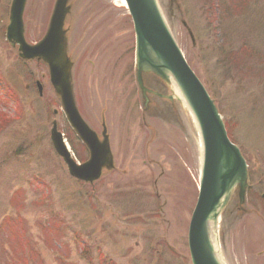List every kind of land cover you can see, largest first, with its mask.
<instances>
[{
  "label": "rangeland",
  "instance_id": "obj_1",
  "mask_svg": "<svg viewBox=\"0 0 264 264\" xmlns=\"http://www.w3.org/2000/svg\"><path fill=\"white\" fill-rule=\"evenodd\" d=\"M55 1L26 0L27 43L42 39ZM10 2L0 0V264H191L186 236L200 174L199 134L177 100L151 98L143 109L125 5L66 4L73 101L97 135L105 123L114 162L90 185L71 178L52 148L56 122L75 161L88 158L47 66L20 59L6 41ZM157 2L247 164L242 210L233 196L220 216L221 260L264 264L251 259L264 251V0Z\"/></svg>",
  "mask_w": 264,
  "mask_h": 264
},
{
  "label": "water",
  "instance_id": "obj_2",
  "mask_svg": "<svg viewBox=\"0 0 264 264\" xmlns=\"http://www.w3.org/2000/svg\"><path fill=\"white\" fill-rule=\"evenodd\" d=\"M67 0H56L49 26L43 38L29 45L23 39L21 14L25 0H12L6 39L18 46V56L36 58L47 65L50 82L60 101L69 126L89 150V158L77 164L64 143L62 134L52 122L50 141L62 159L68 174L87 183L97 180L103 170L113 167L105 130L101 140L80 118L70 87L71 63L66 54L62 29L69 8ZM135 35L134 69L137 87L147 106L146 92L162 100H177L190 112L201 142V167L198 194L187 228V246L191 264H224L219 255L217 231L221 213L236 197L242 210L247 189V165L236 145L227 137L213 100L187 65L157 0H125ZM190 37V30L183 22ZM153 76L170 89L152 92L144 86V76ZM264 198V195H262Z\"/></svg>",
  "mask_w": 264,
  "mask_h": 264
},
{
  "label": "flooded vegetation",
  "instance_id": "obj_3",
  "mask_svg": "<svg viewBox=\"0 0 264 264\" xmlns=\"http://www.w3.org/2000/svg\"><path fill=\"white\" fill-rule=\"evenodd\" d=\"M249 256V255H248ZM255 257H252L251 259L254 260H258V261H263L264 260V251H257L254 255ZM263 259V260H262ZM236 264V263H235Z\"/></svg>",
  "mask_w": 264,
  "mask_h": 264
},
{
  "label": "bare ground",
  "instance_id": "obj_4",
  "mask_svg": "<svg viewBox=\"0 0 264 264\" xmlns=\"http://www.w3.org/2000/svg\"><path fill=\"white\" fill-rule=\"evenodd\" d=\"M118 2L120 3V5H125L124 4V0H118ZM201 142H198V147H199V151H201V144H200Z\"/></svg>",
  "mask_w": 264,
  "mask_h": 264
}]
</instances>
